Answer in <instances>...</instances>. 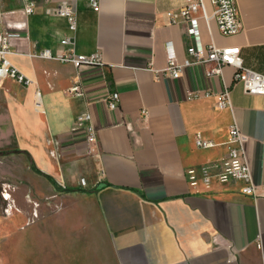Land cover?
I'll use <instances>...</instances> for the list:
<instances>
[{
  "label": "crops",
  "instance_id": "obj_1",
  "mask_svg": "<svg viewBox=\"0 0 264 264\" xmlns=\"http://www.w3.org/2000/svg\"><path fill=\"white\" fill-rule=\"evenodd\" d=\"M60 1L35 0L25 15L23 0H0L8 58L32 80L0 79V133L20 150L10 155L22 156L16 177L42 174L61 196L80 199L70 207L86 215L72 230L82 247L57 248L56 264H264V94L245 92L230 65L221 76L193 63L178 77H155L150 67L166 65L167 42L178 61L189 57V23H173L168 14L179 19L183 0H97V9L90 0H65L75 10L73 30L64 17L44 11ZM202 1L207 18L200 10L195 16L203 45L237 46L244 66L264 72V0H235L241 28L229 35L219 31L213 3ZM65 36L70 43L63 45ZM43 49L98 52L102 64L75 67L34 55ZM74 81L82 95L68 92ZM224 86L229 107H216L214 94L186 96ZM110 91L119 93L114 109L106 101ZM85 112L95 128L91 142L76 119ZM232 121L245 136L256 196L241 192L238 180L211 174L190 184L184 176L190 166L216 170ZM196 133L215 145L196 146ZM10 173L15 178L14 167ZM14 244L5 255L0 245V264H14Z\"/></svg>",
  "mask_w": 264,
  "mask_h": 264
},
{
  "label": "built area",
  "instance_id": "obj_2",
  "mask_svg": "<svg viewBox=\"0 0 264 264\" xmlns=\"http://www.w3.org/2000/svg\"><path fill=\"white\" fill-rule=\"evenodd\" d=\"M94 9L98 8L97 0H90ZM214 5L213 15L216 19L219 31L224 35L234 34L241 28V22L238 15L235 0H210ZM35 0H23L22 13L30 14L35 9ZM202 12L204 19L207 14L204 10L202 0H183V3L177 8L179 19L174 17L173 11L168 14L173 23L179 21H186L189 23V32L192 36L193 42L187 46L186 51L188 58L178 61L174 53L171 42L166 44V65L163 68L150 69L154 72L155 77L161 74H167L171 77H178L182 68L185 65L197 63L208 65L206 68V75L213 76L222 74V69L225 65H230L234 68L233 81L241 84L243 90L248 93L264 94V72L255 71L243 65L239 52V47H220L213 43L203 45L200 40L199 30L195 14L198 11ZM45 13L55 14L64 17L68 22V28L73 30L76 24V16L74 8L62 0L55 5L47 6ZM11 37L8 33L0 34V79L4 77H11L24 85H29L32 80L24 75L14 66L8 55L10 53ZM63 45L69 44L70 39L65 36L61 39ZM35 56L42 58H52L62 62H69L75 67L81 65H101L102 59L98 52L78 53L73 49L61 51L52 54L49 49H43L34 53ZM68 92L74 95H82L83 89L78 81H74L69 87ZM214 94L216 97L215 106L218 108L229 107L230 91L227 86H224L220 91H212L210 88L196 89L187 91V98H196L202 95ZM36 103H39V92L35 91ZM119 93L117 91H110L106 96V101L110 109L118 106ZM76 119L83 123L85 132V140L91 142L95 140V128L91 122V116L88 112L77 115ZM227 149L223 157L219 160L214 172L210 171V167L197 168L190 166L185 170L184 176L186 180L193 184L198 179L207 181L211 174H215L222 182L227 181H241V192L256 196L257 187L252 179L249 164L245 157L243 143L245 136L240 131L237 123L232 121L228 128ZM194 143L198 147H212L215 143L211 139L202 137L199 133L194 136ZM13 187L6 183L0 190V195L4 201L3 212L9 215L15 207V202L12 197ZM29 199V196H26ZM34 214L36 212L34 211Z\"/></svg>",
  "mask_w": 264,
  "mask_h": 264
},
{
  "label": "rangeland",
  "instance_id": "obj_3",
  "mask_svg": "<svg viewBox=\"0 0 264 264\" xmlns=\"http://www.w3.org/2000/svg\"><path fill=\"white\" fill-rule=\"evenodd\" d=\"M15 146L12 136L0 133V150H8L7 153L0 154V190L6 183L10 184L13 187L12 197L15 202L12 212L6 215L3 212L4 201L0 195L2 253H8L9 244L16 239L12 249L14 264L21 261L23 264H56L57 248L69 252L71 245L82 247L84 240L73 234L72 230L78 229L76 223L80 216L82 222L86 220L85 212L79 207H70L77 205L80 199L61 196L58 194L56 183H50L42 174L31 170L30 177L17 178L16 176L22 173L18 168L22 164V156L10 155L11 147ZM11 167L15 168V178L10 173ZM5 261L1 260L3 264H7Z\"/></svg>",
  "mask_w": 264,
  "mask_h": 264
},
{
  "label": "trees",
  "instance_id": "obj_4",
  "mask_svg": "<svg viewBox=\"0 0 264 264\" xmlns=\"http://www.w3.org/2000/svg\"><path fill=\"white\" fill-rule=\"evenodd\" d=\"M11 151L12 152H19L20 150H18V149H11ZM10 151V152H11ZM8 152V150H0V154H5V153H7Z\"/></svg>",
  "mask_w": 264,
  "mask_h": 264
}]
</instances>
